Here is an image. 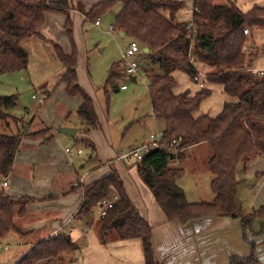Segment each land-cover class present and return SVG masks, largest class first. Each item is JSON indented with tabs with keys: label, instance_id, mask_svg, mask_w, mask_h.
Here are the masks:
<instances>
[{
	"label": "trees",
	"instance_id": "trees-1",
	"mask_svg": "<svg viewBox=\"0 0 264 264\" xmlns=\"http://www.w3.org/2000/svg\"><path fill=\"white\" fill-rule=\"evenodd\" d=\"M117 3L121 8L113 25L124 37L138 42L142 49L139 58L145 61L142 71L148 80L152 114L164 124L162 144L167 148L172 141L179 142L176 156L163 149L148 151L136 164L138 176L168 222L185 225L213 217L239 219L243 240L250 245L251 253L246 257L231 256L228 264H261L254 256V244L246 240V234L249 231L260 235L264 230V204L243 214L239 209L237 191L241 183L238 178L240 168L243 171L256 158H264V72L260 75L251 71L255 60L264 55V42L256 47L251 35L244 34L246 29L250 34L255 30L264 31V6L255 5L242 12L235 0H192L191 27L188 22L175 21L176 13L184 6L180 0H105L87 11L78 3L76 10L85 16L86 21L95 24ZM71 9L70 0H0V76L26 69L28 55L20 43L31 36L42 39L39 31L46 13L65 14L64 30L72 47L71 53H64L58 44L53 43L56 59L64 68L60 83L64 84L69 97H80L77 116L88 126L84 132H90L99 129L100 124L92 99L77 81V53L68 15ZM248 39L251 40V52L246 45ZM197 64L210 69L205 81L221 86L229 98L215 117L207 114L194 117L201 102L210 96L209 89L202 88L194 96L187 91L179 95L173 93L176 82L172 74L182 72L195 81ZM126 78L120 63L112 64L106 85L117 89L118 82ZM17 102L15 96L0 97L2 183H7L6 178L12 174L15 156L24 139L49 142L53 138L51 129L28 133L22 119L6 112ZM9 123L15 125L14 131ZM73 140L88 148L92 156L95 154L90 141ZM201 144L208 145L211 150L207 167L214 199L212 202L192 203L186 200L177 185L182 168L171 166V163L175 159L181 160L186 148ZM73 190L83 194L75 216L85 220L86 225L92 222L93 211L102 200L116 196L105 217L99 220L100 241L104 243L110 231H114L120 240L138 239L144 264H159L154 255L151 227L130 202L114 169L89 185L76 184ZM52 199L51 195L43 198ZM34 202V198H16L0 190V240L11 233L26 238L29 233L21 231L16 220L22 219L28 205ZM259 221V229L254 231V224ZM76 251L78 247L69 234L62 232L37 241L14 264H63Z\"/></svg>",
	"mask_w": 264,
	"mask_h": 264
},
{
	"label": "crops",
	"instance_id": "crops-1",
	"mask_svg": "<svg viewBox=\"0 0 264 264\" xmlns=\"http://www.w3.org/2000/svg\"><path fill=\"white\" fill-rule=\"evenodd\" d=\"M101 1L105 0H92L90 2V6L84 5L85 0H70L72 9L68 12V15L70 16V19L72 21V31L74 38L75 35L81 36L82 38L83 31H85L84 23L87 22L85 16L76 10L77 4L81 3L84 7V10L87 11L90 7ZM244 2L245 0H242L241 3H239L238 0H235L236 5L242 12L249 11L254 5L264 6V0H249L248 6L244 9L241 6V4H243ZM192 12L193 6L191 0V11L187 19L185 21H182L181 19L176 18L175 15V21L187 23L192 17ZM165 17L168 19L167 14H165ZM65 20V14L46 13L44 24L39 31L42 39L38 38V40L46 42H51V39L54 41L57 40L60 42L61 46L59 45V43L58 45L63 50V52L66 54H70L72 48L70 46V43H68L69 41H66V39L64 40L65 42L61 44L60 39H57L56 36H54L51 32V22H56L57 26L60 29L62 28V30H64ZM98 22L99 25L97 26V28L100 27V19L98 20ZM117 34L120 37H124V34L122 32L118 31ZM66 36L63 33V37L66 38ZM27 40V38L22 40L20 43V47L21 45L23 46L25 42H27ZM131 41L133 40H129V43ZM253 42L256 47H259L264 42V31L255 30L253 33ZM76 47L78 49V59L76 58L77 81L82 90H84L90 96L94 105V99L92 98V94H90L92 91L91 81L88 78L87 67L85 63L79 61L80 54L77 42ZM84 48L86 47L84 46ZM259 57L253 63L251 71H264V58L262 59ZM38 62L42 63L41 61ZM28 65L29 62L27 63V66ZM195 66L198 73V78L194 81L196 89H190L187 90V92H189L190 96H194L202 88L209 89V97H212L216 94L219 97V103L214 110H207L206 108L202 107L203 102L205 101L201 102L202 104H200L199 111L194 115V117L206 113H208L207 115H209L210 117H215L221 112L223 104L225 102H228L229 98L224 94L221 86L209 84L205 81V75L210 72L209 68H207L203 64H197ZM125 69L124 71H122V73L124 72V74ZM24 71L25 70L16 73H21ZM141 72L143 71L140 70L135 76L128 77L129 80L131 82H136L137 75L141 74ZM175 73L177 72H174L172 74L174 80H176ZM63 74L64 68L60 69L57 77L56 75H54L55 78L53 77V80L55 84L52 88L47 89L46 86L40 88V90L43 91V100L41 104L44 103V109L48 108L49 113L56 110L55 108H58V115L54 114L58 119V122L56 123L57 129L61 127L76 129L75 136L69 139H77V137L80 136V139L88 140L94 145L95 154L93 156L97 159V162L94 163V166L91 167L93 169V172H90L89 175L85 174L82 180L77 178L78 174H76L74 170H71L70 168L66 169L68 170L69 176V179L67 181L68 183H62V187L65 184L66 186L65 188H62L63 190H61L60 192H54L51 190L49 194H44V189H38V192L43 194H37V192L36 194H29V192H25L26 190H30L31 186L37 189V178H41V176L38 175L37 172H35V176H33L31 163L34 164L35 167L37 166V164L47 165V167L51 170L50 173H46L45 175V188H50L51 184H53L57 180L58 176L60 175V171L62 170V167L60 165L62 159L58 158L57 154H53V144L57 142L60 145V143L65 142L64 139H58L57 136L59 134L56 131L57 129L55 128L54 130L52 126L49 125L50 121H47L43 117H41V114L35 115V117L31 121H29L28 124H26V126L33 128L34 125H32V123L35 122V125L37 123V128L34 129V131H36L41 125H45L48 129H51L53 135L52 140L49 142L24 139L22 142V148L15 156L12 174L6 178L7 186L4 188L0 187V190H3L7 195L12 197H31L36 199V202L28 205L26 215L22 217V219L18 218L16 220V224L18 225L20 230L29 233L26 236L27 238H33L34 236L37 237L36 240L31 239L32 241H30L29 246L27 247V251L39 240L46 239L47 237L56 235L58 233L66 232L69 234L72 241L77 245L78 251L69 256L63 264H144L141 244L138 239L120 240L116 233L110 231L107 233L104 243H102L99 239L100 219L96 214V210L93 211L94 215L92 218V222L89 225H86L85 220L78 219L75 216L82 202L83 194L82 192L73 190L74 184L76 182H79L81 185H89L95 180L106 176L111 169H114L123 182L124 189L130 202L138 210L140 216L151 227L154 255L156 261L159 264H228L229 258L231 256L246 257L250 255L251 248L250 245L243 240V234L239 219H232L228 217H213L208 219L190 221L185 225H181L176 221L168 222L162 210L156 203L152 193L138 176L136 165H125L130 163H119L120 161H115L113 163L109 159L112 152V144L109 141L111 140L110 137L107 136L109 140L105 139L104 141V147H106V149H101L100 146L94 141L91 131L81 132L78 126H73L66 122V120L69 118L68 114H71L73 112L77 114V109L81 104V99L78 96L71 98L65 93L64 84L60 83V79ZM106 80L107 76L104 84H102L101 86L103 90H106L105 95H107L108 88L110 87L106 85ZM44 85H47V82H45ZM122 86L126 87L125 84H121L120 86H118L117 84V89L113 90L115 92H118L127 89H120V87ZM173 93L175 95H179L184 92L176 93L175 90H173ZM55 96L57 97L55 98ZM150 110L151 117L153 118V120H155L159 127L158 131H163L164 124L153 116L151 105ZM134 141L135 142H129L127 146L125 144L123 148L127 147V149L129 150L131 148L140 147L144 143L148 142V140L141 143H138V140ZM201 146H206V144L186 148L185 150H183V158L179 160L175 165L171 164V166L181 167L180 165L183 163L187 152L191 149H198ZM97 150H99L103 156H107L103 158L99 157L97 154ZM68 151L69 149H65V152L67 154L66 156L68 157V159H71ZM122 154L117 155L118 157L116 159L123 161V159L120 158ZM26 164L28 166H26ZM80 168H82V166H80ZM182 171L183 172L180 178L177 180V185H179L178 181L180 179L183 180V178H185L184 176L186 174L183 168ZM70 175L72 177H70ZM75 175H77V177ZM86 175L87 177L85 178ZM200 176L191 177V179H193V187H190L188 189L189 192H186L184 187L178 186L183 190L188 202H205V200H203L204 194H210V192L212 194L210 187L212 178L208 167L207 169H204V174ZM238 178L241 179V183L239 184L237 191V199L240 204L239 209L243 214H247L252 209H256L264 204V158H256L252 162L248 163L243 171L242 168H240ZM29 179H32V182H30ZM197 179L202 180V182L197 181ZM2 180L3 179H1L0 183H2ZM69 184L70 187H68ZM49 195L53 197L52 200H43L44 197ZM210 198L211 199L207 202L213 201V194L210 196ZM259 224L260 221L254 224V231H258ZM69 229H71L70 232L68 231ZM14 237H18V235L15 234ZM246 240L254 244V256L259 263L264 264V230L260 235H255L252 232L248 231L246 234ZM1 241L2 240H0V244ZM21 242L22 240L19 241V244H21Z\"/></svg>",
	"mask_w": 264,
	"mask_h": 264
},
{
	"label": "rangeland",
	"instance_id": "rangeland-1",
	"mask_svg": "<svg viewBox=\"0 0 264 264\" xmlns=\"http://www.w3.org/2000/svg\"><path fill=\"white\" fill-rule=\"evenodd\" d=\"M91 1L92 0H85L84 5L91 6ZM180 1L184 3V7L176 14V18L185 21L191 11V0ZM238 1L241 3L242 0ZM248 1L249 0H245V2L241 4L244 9L248 6ZM120 8V4L117 3L109 11H107L100 18L99 28H97V26L93 25L91 22L87 21L84 23L85 31H83L82 38L81 36L75 35L73 40L76 48L77 59L78 49L76 47V42L79 46V61L85 63L87 67V75L92 85V91L90 94H92V98L94 99V108L100 124L99 129L91 131L94 141L100 146L101 149H106V147H104V141L110 137L111 140H108L112 144V152L109 159L113 163L115 161H120L119 163H130L125 165H136L137 163L135 161H122L116 158L118 157L117 155H120L128 150L127 147L123 148L125 144L127 146L129 142H135L134 140H138V143L147 141L151 134L158 132L159 127L155 120H153L151 117L147 93L148 80L146 75L143 71L141 74L137 75L136 82H131L128 77L125 80L118 82V86L121 84L126 85L127 89L124 91L115 92L111 87H109L107 95H105L104 90L101 88L106 79L107 71L112 64H116L121 61L120 69L124 71L126 68V63L123 61L122 56L125 53L129 40L131 39L128 37L118 36V31L109 32L108 28L109 25L114 24V16L118 13ZM50 24L52 34L56 36L57 39H60L61 44H63V42H65L64 40L66 39V41H69L65 30H62V28L60 29L56 22H51ZM63 33L66 38L63 37ZM250 35L253 41V34L249 33V36ZM27 39V42H25L23 46L21 45V47L28 55L29 65L24 72L7 73L0 76V97L15 96L18 99L17 105L15 107L6 110V112L11 117L22 119L25 124H28V122L31 121L35 115L41 114V117L47 121H50L49 125L55 130L58 119L54 114L58 115V108H55L56 110L52 111L51 113H49L48 108L44 109V103L41 104L43 100V91L40 90V88L45 86L47 89L52 88L55 84L53 80L54 75L57 77L60 69H63L56 59L53 46V42L56 44L59 43V45L60 42L57 40L54 41L52 39L50 40L51 42L40 41L38 38H34L33 36ZM250 41L251 40L248 39L246 44L248 47V52L252 51ZM68 43H70V41ZM84 46L86 48H84ZM259 58L263 59L264 55H261ZM38 61H41L42 63H39ZM144 62V59L139 58L140 70H144ZM175 78L177 86L174 90L176 93L186 92L190 89H196L194 80H190L186 74L177 72L175 73ZM45 82H47V85H44ZM56 97L57 96H55V98ZM106 99H108V102ZM203 101V108H206L207 110H214L219 103V97L215 94ZM68 115L69 118L66 120L68 124L78 126L81 132L88 129L87 124L82 122L75 112ZM32 125H34L33 128L26 126L28 133L33 132L34 129L37 128V123L35 125V122H33ZM9 126L12 131L16 129L15 125L12 123H9ZM2 129L3 128L0 127V131H2ZM47 129L48 128L45 125H41L36 131H44ZM57 137L58 139H64L65 141L64 143H60V145L57 142L53 144V154H57L58 158L62 159L60 162L62 167L60 175L58 176L57 180L51 184L50 188H45V175L46 173H50L51 170L47 167V165L37 164L35 167V165L31 163L33 176H35V172H37L41 178H37V189L31 186L30 190H26L25 192H29V194H36V192L37 194H43L39 193L38 189H44V194H49L51 190L54 192H60L63 190L62 188H65L66 186L65 184L62 187V183H68L67 181L69 176L68 170L66 169L69 168L74 170L75 173L78 174V177L77 175L75 176L81 180L85 174L89 175L90 172H93L91 167L94 166V163L97 162V159L91 155V152L88 148L80 143H74L73 139H69L62 134H59ZM79 137H77L78 140H80ZM65 149H69V151L75 153L77 150H80L81 153L71 157V159H68ZM97 154L101 158L107 156H103L99 150H97ZM210 157L211 150L208 145L188 151L183 163L180 165L181 168L184 169L186 175L184 176L185 178H183V180L180 179L178 181V186L184 187L186 192H189L188 189L193 187V179H191V177L204 174V169H207V162ZM26 166L28 165L26 164ZM80 166H82V168H80ZM70 177L72 176L70 175ZM86 177L87 175L85 178ZM29 181L32 182V179H29ZM197 181L202 182L200 179H197ZM76 184L79 185L80 183L76 182L74 186H76ZM0 187H2V185H0ZM68 187H70V184ZM211 195V192L210 194L205 193L203 200H205V202L209 201L211 199ZM14 235V233L8 234L1 241L0 264H14L27 252V247L29 246L30 241H32L31 239L36 240L37 238L36 236L33 238H20L18 236V238L14 237ZM21 240L22 242L19 244V241ZM5 247L6 250L4 249Z\"/></svg>",
	"mask_w": 264,
	"mask_h": 264
},
{
	"label": "built area",
	"instance_id": "built-area-1",
	"mask_svg": "<svg viewBox=\"0 0 264 264\" xmlns=\"http://www.w3.org/2000/svg\"><path fill=\"white\" fill-rule=\"evenodd\" d=\"M191 20L192 18H190V20L188 21L189 27H191L192 25ZM94 25L98 26L99 22L96 21ZM114 31H117L115 25H110L109 32H114ZM244 34L245 35L249 34L247 29L244 30ZM141 53H142V49L139 43L136 41H131L127 49L125 50V53L122 56L123 61L126 63L125 75L127 77L135 76L140 71L139 57ZM252 72L254 74H256L255 72H257V74L261 75L263 74L264 71H259V72L252 71ZM197 78L198 76L195 79ZM125 88H126L125 86L120 87V89H125ZM162 137H163V131H158L155 134H151L149 136L148 142L144 143L140 147L129 149L127 152L123 153L120 158L123 160L135 161L136 163H138L142 160L143 156L151 149H163L168 153H170L171 155L176 156V154L178 153L177 147L179 146V142L172 141L166 148L162 144ZM80 153H81L80 150H78L76 153L68 151L70 157H73L74 155H78ZM177 162H178L177 159H175L171 164L175 165ZM1 185L4 188L7 186V183L3 182ZM116 199H117L116 196L112 197L111 199H104L97 205L96 214L99 217V219L105 217L107 210L112 207ZM68 231L70 232L71 229H69Z\"/></svg>",
	"mask_w": 264,
	"mask_h": 264
},
{
	"label": "water",
	"instance_id": "water-1",
	"mask_svg": "<svg viewBox=\"0 0 264 264\" xmlns=\"http://www.w3.org/2000/svg\"><path fill=\"white\" fill-rule=\"evenodd\" d=\"M144 51L147 52L148 50L145 49ZM57 133L62 134L68 138H73L75 136L76 129L68 128V127H61L59 129H57Z\"/></svg>",
	"mask_w": 264,
	"mask_h": 264
}]
</instances>
